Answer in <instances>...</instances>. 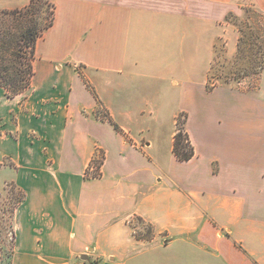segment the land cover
I'll use <instances>...</instances> for the list:
<instances>
[{
    "label": "crops",
    "instance_id": "obj_1",
    "mask_svg": "<svg viewBox=\"0 0 264 264\" xmlns=\"http://www.w3.org/2000/svg\"><path fill=\"white\" fill-rule=\"evenodd\" d=\"M53 2L31 86H0V164L20 192L0 264H264V67L254 90L207 88L216 43L236 48L227 14L264 0ZM166 94L193 104L188 160L176 128L152 152L149 101Z\"/></svg>",
    "mask_w": 264,
    "mask_h": 264
},
{
    "label": "rangeland",
    "instance_id": "obj_2",
    "mask_svg": "<svg viewBox=\"0 0 264 264\" xmlns=\"http://www.w3.org/2000/svg\"><path fill=\"white\" fill-rule=\"evenodd\" d=\"M43 1L44 13L47 9V2ZM42 16L43 14L40 13V22H42ZM226 20L229 22V28L231 29L230 34L228 33L226 36L230 37V41L228 39L229 42H234L235 39L236 48L231 50L229 46L225 45V38L219 39L216 43L215 61L212 65V67L215 65L214 69H212V72L215 74L210 81L222 85L233 84L237 86L241 84V86L252 87V90H254L259 76L258 71L260 70L258 63L261 60L264 48V15L248 3L239 9L236 8L233 12H229ZM242 39L243 43L241 47H247L251 43L250 41H253L252 47L254 52L252 57L248 51L245 53L237 52V47ZM251 65L254 68L250 67ZM210 81H207V85H210ZM149 102L151 103L149 107L153 108V113L151 115L152 118L148 119L149 123L147 125L150 126L147 135L149 137L152 136L155 143L152 152L154 155L160 156L169 154L171 133L176 128L175 116L182 125H185L186 118L188 125H194L193 104L188 98H182L181 103L178 97L170 94H166L160 98L153 97ZM181 107L182 109H180ZM105 115H107L106 111L100 108L99 116H104L103 118H105ZM186 142L187 149H189L190 141L188 142L185 137ZM2 163L0 164V173L8 172V174L4 177V181H0V240L7 253L13 240L12 228L10 227V210L15 198V194L13 193L15 192L17 195L18 191L14 188V182L10 180V173H14L11 161L8 158H4ZM2 168L6 170L2 172ZM13 188L15 189L14 191ZM132 219L133 222L130 225L134 229L135 235L148 237L151 232L147 228L148 224L146 222H138L137 218Z\"/></svg>",
    "mask_w": 264,
    "mask_h": 264
},
{
    "label": "trees",
    "instance_id": "obj_3",
    "mask_svg": "<svg viewBox=\"0 0 264 264\" xmlns=\"http://www.w3.org/2000/svg\"><path fill=\"white\" fill-rule=\"evenodd\" d=\"M45 1L47 2V9L44 13L43 0H29L22 8L0 11V86L4 88L8 98L23 93L31 86L34 76L33 60L36 56V43L43 33L53 25L55 20V3L53 0ZM40 13L43 14L42 22L39 21ZM250 42L247 47H241L243 43L242 39L237 47V52L245 53L248 51L252 57L254 52L252 47L253 41ZM261 56V60L258 63L260 68L259 74L264 67V48ZM214 66L212 69H214ZM250 67L254 68L253 65ZM212 69L208 74V82L215 74L212 72ZM214 85L216 83L210 81V85H207V88L211 89ZM228 85L234 86L233 84ZM175 125L173 152L178 159L188 160L194 153L193 148L190 144V148L187 149L185 137L188 142L189 139L183 128L184 125L178 119H176ZM19 201L20 192L18 191L11 206L10 219L13 208ZM137 220L138 222H143L140 218H137ZM147 228L151 231L149 225Z\"/></svg>",
    "mask_w": 264,
    "mask_h": 264
},
{
    "label": "water",
    "instance_id": "obj_4",
    "mask_svg": "<svg viewBox=\"0 0 264 264\" xmlns=\"http://www.w3.org/2000/svg\"><path fill=\"white\" fill-rule=\"evenodd\" d=\"M83 258H86V255H82Z\"/></svg>",
    "mask_w": 264,
    "mask_h": 264
}]
</instances>
